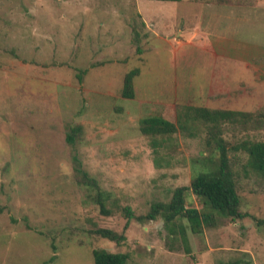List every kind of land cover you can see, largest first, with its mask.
<instances>
[{
    "label": "rangeland",
    "instance_id": "obj_1",
    "mask_svg": "<svg viewBox=\"0 0 264 264\" xmlns=\"http://www.w3.org/2000/svg\"><path fill=\"white\" fill-rule=\"evenodd\" d=\"M219 36L232 45V110L255 113L223 134L249 216L217 215L202 234L184 219L188 244L162 218L133 219L123 244L95 234L122 233L126 219L88 199L74 158L137 216L190 186L211 153L206 128L154 138L140 122L207 106L221 67L203 48ZM134 69L136 97L124 98ZM242 141H264V0H0V264H95L94 249L129 253L127 264H264V176L233 150ZM186 205L204 210L191 191Z\"/></svg>",
    "mask_w": 264,
    "mask_h": 264
},
{
    "label": "trees",
    "instance_id": "obj_2",
    "mask_svg": "<svg viewBox=\"0 0 264 264\" xmlns=\"http://www.w3.org/2000/svg\"><path fill=\"white\" fill-rule=\"evenodd\" d=\"M157 1L180 2L182 0ZM139 74V69H134L126 74L122 90L124 98L133 99L135 97L134 80ZM254 115V112L185 105L180 109L177 123L162 116H149L142 119L140 131L144 135L154 138L163 135L168 136V139L179 131L193 137L195 132L192 131L191 126L194 127L196 122L200 123L206 128L205 142L211 153L209 157L205 158L204 169L195 174L190 186L176 188L169 202H155L151 205L148 213L141 216H137L130 206H121L111 192L102 189L98 180L82 169V164L75 157L76 171L80 178L79 184L88 189V199L99 208L102 215L113 216L120 212L126 219L122 233L109 228H97L93 232L102 238L123 244L127 240L126 231L133 219L140 223H146L162 218L170 236L173 238L179 234L182 241L188 244L187 231L182 223H178L184 219L188 221L193 233L202 234L205 228L215 226L217 215L233 220H243L248 217L247 213L241 211V198L229 157V143L226 142L223 134L224 128L228 125L241 124L245 126ZM258 116L262 117V114L260 113L256 117L259 118ZM78 133L76 128L68 134L67 140L70 144L75 143ZM233 150L245 152L248 155L246 166L258 175L264 176V141H242L233 146ZM188 191L201 199L204 210L187 207ZM52 247L56 253V247L54 245ZM186 252L191 253L188 246ZM92 255L95 264H127L130 259L129 253H115L105 249H94ZM56 258L57 255L54 254L44 264L52 263Z\"/></svg>",
    "mask_w": 264,
    "mask_h": 264
},
{
    "label": "crops",
    "instance_id": "obj_3",
    "mask_svg": "<svg viewBox=\"0 0 264 264\" xmlns=\"http://www.w3.org/2000/svg\"><path fill=\"white\" fill-rule=\"evenodd\" d=\"M232 20H234L235 22L241 21V20H238V18H235ZM180 38H182V36H180ZM216 42L218 45L217 49L214 48L210 40H209V45H205V47L203 48L204 51L211 53L215 57L216 63L218 61L219 66L221 67V72L217 74V76L215 74V77L213 76L210 82L209 93L205 97L206 103H207L206 107L213 108V109H231L232 110V83H231V78H230V73H229L230 71H232V45L229 44L228 41H225V39L220 36L219 38L216 39ZM182 45L183 44H181V46ZM250 81L252 80L250 79ZM123 85H124V79H123ZM122 90H123V86H122ZM135 97H136V90H135ZM135 97L133 99H135ZM173 103L174 102L164 103V104L159 103V104H160V108H163L166 105H173ZM190 103L191 102L186 101V103L184 102L182 104L188 105ZM176 104H178V102H176ZM176 104H174L175 107H176ZM152 116H162L165 119H167V117L162 114H154Z\"/></svg>",
    "mask_w": 264,
    "mask_h": 264
}]
</instances>
